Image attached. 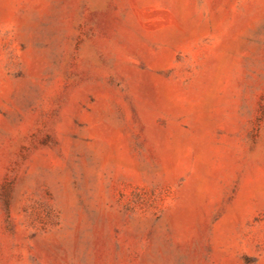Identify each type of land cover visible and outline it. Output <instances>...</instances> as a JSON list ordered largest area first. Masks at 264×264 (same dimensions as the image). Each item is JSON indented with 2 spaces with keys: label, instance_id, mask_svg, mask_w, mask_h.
Instances as JSON below:
<instances>
[{
  "label": "rangeland",
  "instance_id": "374dc122",
  "mask_svg": "<svg viewBox=\"0 0 264 264\" xmlns=\"http://www.w3.org/2000/svg\"><path fill=\"white\" fill-rule=\"evenodd\" d=\"M0 264H264V0H0Z\"/></svg>",
  "mask_w": 264,
  "mask_h": 264
}]
</instances>
